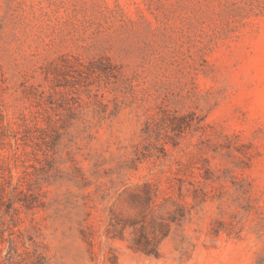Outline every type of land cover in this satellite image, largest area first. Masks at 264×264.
<instances>
[{
  "label": "rangeland",
  "instance_id": "374dc122",
  "mask_svg": "<svg viewBox=\"0 0 264 264\" xmlns=\"http://www.w3.org/2000/svg\"><path fill=\"white\" fill-rule=\"evenodd\" d=\"M0 101L54 263L264 264V0H0Z\"/></svg>",
  "mask_w": 264,
  "mask_h": 264
},
{
  "label": "trees",
  "instance_id": "16d2710c",
  "mask_svg": "<svg viewBox=\"0 0 264 264\" xmlns=\"http://www.w3.org/2000/svg\"><path fill=\"white\" fill-rule=\"evenodd\" d=\"M4 106L0 101V146L13 138L12 128L4 125ZM179 126L180 123H173ZM133 197L142 209V225L135 239V248L146 254H158L159 242L166 238L171 223L181 222L185 206L177 204L173 214L167 219L156 216L155 207L165 210L166 203H159L160 191L155 185L144 183L134 192ZM45 194L31 186L15 182L11 168L4 162L0 165V264H56L47 253V246L40 233L36 214L45 207ZM166 202L168 201L165 199ZM151 214V218L148 216ZM148 228H159L161 236L153 232V240ZM155 241V243H152Z\"/></svg>",
  "mask_w": 264,
  "mask_h": 264
}]
</instances>
